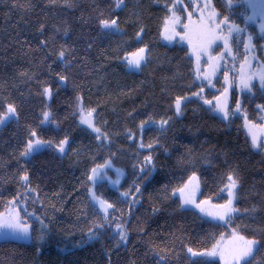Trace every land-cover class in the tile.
<instances>
[{"label": "trees", "instance_id": "obj_1", "mask_svg": "<svg viewBox=\"0 0 264 264\" xmlns=\"http://www.w3.org/2000/svg\"><path fill=\"white\" fill-rule=\"evenodd\" d=\"M164 2L124 0V6L116 8L115 0H0V106L14 103L18 114V119L0 127V212L14 196L26 201L17 206L31 232L29 241L0 239V264H204L205 260L221 264L193 257L186 249L208 248L237 225L242 234L261 241L251 264L264 260V153L251 148L242 114L224 121L198 97H191L182 113L176 114L171 106L175 95L203 86L206 99L219 96L225 87V70L215 79L214 88L194 79L189 46L162 40ZM225 2L212 0L218 11L247 27L243 37L253 34L254 50L264 63V39L254 23L245 25L248 3L232 0L228 9ZM110 16L118 18L120 33L100 29L98 20ZM182 17L186 21V13ZM141 26L144 32L138 41L135 33ZM144 44L147 62L139 71L129 70L121 58ZM61 46L70 50L63 61L55 55ZM232 49L234 59L226 68L234 82L230 107L235 108L239 98L247 118L260 123L264 109L257 105H264V93L257 81L250 92H239L238 70L246 50L239 38ZM57 73L66 76V82L59 81ZM44 86L52 88L49 99L41 94ZM77 95L85 109L96 110L94 122L109 134L111 143L101 146L80 123ZM45 109L56 123H41ZM149 116L169 123L162 130L145 126L142 138L145 144H153L155 167L142 173L140 166L149 151L138 148V125ZM30 129L54 142L67 135V152L45 147L21 158ZM126 129L135 133L136 142L128 139ZM106 158L123 170L124 178L118 186L104 179L94 190L115 205L108 219L119 218L116 222L125 227L126 241H120L114 225L108 224L95 238L87 235L94 223H104L103 214L89 201L87 189L92 185L87 175ZM25 170L34 189L27 194L28 185L19 180ZM230 170L240 178L239 211L232 215L231 226L179 207L180 200L171 190L183 185L192 172L199 177L200 200L223 204L228 196L222 189ZM134 185L141 192L130 204L133 197L123 199L120 193H135ZM246 209L254 211L245 214Z\"/></svg>", "mask_w": 264, "mask_h": 264}, {"label": "snow or ice", "instance_id": "obj_2", "mask_svg": "<svg viewBox=\"0 0 264 264\" xmlns=\"http://www.w3.org/2000/svg\"><path fill=\"white\" fill-rule=\"evenodd\" d=\"M67 2V0H66ZM251 7H255V0H245ZM264 4V0H261ZM124 6V0H115V7L121 8ZM164 8L167 10V14L164 16L163 25L161 28V36L168 41H172L179 37L180 40H188L192 54L196 58V75L194 79H198L203 85L204 81L207 80L208 84H212L211 76L215 74L217 68L220 64L221 55H232V42L236 41L238 38L244 43V48L246 51L253 48L252 45L253 34L249 33L246 37L241 34L247 31V27L241 28L236 24L231 15H225L218 11L216 6L212 3V0H191L190 3H185L184 0H165ZM224 6L228 9L232 7V0H226ZM187 15L186 22H183V27L181 31H177V28L182 23V14ZM198 13V18L193 19L194 14ZM261 20L257 24L260 37L264 39V10L261 11ZM256 13L245 17V25L248 21H255ZM98 25L102 31L109 33H120L122 30L116 17L101 18L98 20ZM227 28L225 32L224 29ZM44 29V25H40L41 32ZM65 31H67L65 29ZM144 32L143 26L136 31L135 36L139 41L142 39V34ZM193 37H195V42H193ZM218 41L223 43V48L221 53H217L214 57L211 55L210 49L213 46L219 47ZM41 45L47 46L46 40H41ZM91 45H89L90 47ZM69 49L67 46H61V49L55 53L57 59L64 60L65 56L69 54ZM148 46L144 44L141 47L135 48L133 51H126L124 56L121 58L126 61L129 68L139 69L141 66L147 62ZM207 55L208 64L205 65L206 71L201 72L200 60L201 56ZM65 63H69L65 61ZM26 75V73H23ZM58 80L61 82H66L67 77L57 73ZM224 79L226 84L229 82V74L227 71L224 72ZM258 80L260 90L264 93V64L253 70L251 68V60L245 56L244 60L241 62L240 75L237 86L243 91H251L254 87L253 81ZM204 87L201 86L196 92L185 93L183 95H175L172 99V104L175 108L177 115L182 113L183 105L191 98L198 97L203 100L205 105L209 106V110L217 113L222 120L228 121L230 117L235 116L237 113H241V101L239 98L236 99L235 108H231L228 103L227 93L228 87L224 88V91L213 99H206L203 95ZM43 96L51 97L53 92L50 86H44L42 89ZM223 98V99H222ZM80 123L87 125L91 129L92 133L95 135V139L99 142L101 146L111 143L110 136L107 132L103 131L100 126L94 122L93 113L96 111L94 108L85 109L82 103V97L77 95L76 97ZM215 101V103H213ZM0 110V125L6 124L13 119H18L17 108L14 103H4ZM258 109H264V105H257ZM244 116L243 127L246 129L248 137L250 138L251 148L264 153V124L257 125L252 120L247 118V112L241 113ZM50 122L56 123L52 120V115L48 110L42 112L41 123ZM169 123V120L161 118L159 121H155L151 116L147 120H141L139 122L138 128L141 132V139L138 143L139 149H146L149 151V155L144 156L143 163L141 164V172L149 171L154 168L153 157L151 155V149L153 147L152 143L145 144L143 142L142 133L145 126L157 125L161 130L164 129ZM126 134L129 140L136 142L134 137L135 133L130 129H126ZM67 145H69V137L65 135L58 142L52 140H44L40 138L35 129H30L28 138L24 143L22 150L19 153L21 158H29L32 154L40 152L45 147H54L56 151L61 154L67 152ZM75 151V150H73ZM114 155V153L112 154ZM112 167L111 159L106 158L103 163L94 165L88 175L87 181L91 187H88L87 192L89 195V201L94 209H98L104 218V223L93 224V227L87 230L88 239H93L96 237L97 232L108 224L109 227L114 225L115 233H118L120 241L127 240V231L125 227L119 223L118 217H113L109 221V210L116 211L115 205L110 203L109 200L104 199L102 195H97L94 190V186L98 182H102L107 176V170ZM118 175L120 170H116ZM227 183L224 185L223 191L227 192V200L223 204H212L210 207H205L209 204L207 199L200 200L197 202L195 193L199 190V178L196 172H192L188 177V180L184 182L179 188H172V194L175 195L179 192V207L186 209L188 206H194L199 209L201 213L207 216L218 218L224 221L225 224H229L232 220V215L237 213L239 209L234 206V200L237 196V191L240 185V178L235 170H230L227 172ZM19 180L22 184L28 185L26 189V194L31 193L34 189L31 188L29 173L27 170L23 171ZM113 184H118L119 180L111 181ZM135 193L130 191H124L120 193V197L127 199L130 195L133 197L129 201L130 204L136 203V198L141 192L139 185H134ZM165 188L167 186H164ZM19 195V194H18ZM21 201L18 197L14 196L12 200L8 201L7 204L10 206L13 203L19 205ZM156 209L154 208L153 211ZM26 212V209L24 210ZM252 210H245V214H248ZM43 226V221H40ZM0 229L4 230L5 236H14L17 239L29 240L31 239L30 225L26 218L21 216V210L19 207L12 208L9 207L8 215L0 214ZM239 225L235 228H231V235L229 237V242L227 245L223 244V233H221V239L217 240L208 248L203 249H193L188 247L186 249L187 253L193 257H216L218 256L221 264H251L252 258L255 256L256 251L259 250L261 241L256 239L255 235L252 237L242 234L238 230ZM40 239H43L41 235ZM204 264H215V261L205 260ZM257 264H264V260L258 261Z\"/></svg>", "mask_w": 264, "mask_h": 264}, {"label": "rangeland", "instance_id": "obj_3", "mask_svg": "<svg viewBox=\"0 0 264 264\" xmlns=\"http://www.w3.org/2000/svg\"><path fill=\"white\" fill-rule=\"evenodd\" d=\"M202 2H203V0H201V3H202ZM248 5H249V4H248ZM249 8H250V15L253 14V11H255V13H256V20H255V21H249V22L254 23V24L257 26V24H258L259 21L261 20V15H260V13H261L262 10H264V4H262L261 0H255V7L253 8V7L249 6ZM250 15H249V16H250ZM197 18H198V13H197V14H194V16H193V19H194V20L197 19ZM186 20H187V15H186ZM183 22H186V21H184V19L182 18V23H181V25L177 28V31H181V30H182ZM224 31L226 32V31H227V28H225ZM162 40H163L165 43H168V44L180 43V44H186V45L189 46V42H188V40H180L179 37H177L176 39H173L172 41L165 40V39L162 37ZM193 42H195V37H193ZM217 43L219 44V49H218L217 51H216L217 46H215V45L213 46L212 49H210L211 55L214 56V57L217 55V53H221V49L223 48V43H222V42L218 41ZM251 43H252V42H251ZM252 45H253V43H252ZM231 46H232V45H231ZM189 48H190V46H189ZM190 52H191V55L193 56V59H194V62H195V69H196V58H195V56L192 54L191 49H190ZM245 56H247V57L249 58V60H251V68H252L253 70L257 69V68L260 66V64H264V63L258 58V56L256 55V52H255V50H254V47L251 48V49H249L248 51H246V55H245ZM233 59H234L233 49H232V55H223V54L221 55V57H220V64H219V67L217 68L215 74L211 76L212 84H208V83H207V80L204 81V83H205V85H206V86H205L206 88H214V81H215V79L219 76V74L221 73V71H223V70L226 71V68L229 67V63H231ZM124 62L126 63V61H124ZM208 62H209V61H208V57H207V55H203V56H201V60H200V68H201V72H202V73H203L204 71L207 70V69H205V65H207ZM126 66H127V63H126ZM141 67H142V66H141ZM127 68H128L129 70H132V71H139V70L141 69V68H139V69L129 68L128 66H127ZM240 68H241V64H240V66H239V70H238V80H239V75H240ZM227 72H228V71H227ZM228 74H229V82H230V84H226V83H225V79H224V84H225V87H228V93H227L226 95H227V98H228V103H229V105H231V96H232V91H233V88H234V82H233V78H232L233 76H232V74H231L230 72H228ZM256 81L259 82L258 80H254L253 83L256 82ZM237 84H238V83H237ZM225 87H224V88H225ZM237 87H238V86H237ZM238 90H239L240 93H242V92H246V91H247V90H243V91H242L239 87H238ZM223 91H224V89H223ZM48 99H49V97H48ZM222 99H223V98H222ZM213 103H215V101H213ZM241 113H242V110H241ZM241 113H237V115H238V114H241ZM79 121H80V120H79ZM46 123H47V122H45L44 124H46ZM81 124H82V123H81ZM256 124H257V125L264 124V115L262 116V122H260V123H256ZM3 125H4V124H3ZM3 125H0V127L3 126ZM82 125H83L84 127H86L87 129H89V128L87 127V125H85V124H82ZM89 130L91 131V129H89ZM91 132H92V131H91ZM246 132H247V131H246ZM67 146H68V145H67ZM32 155H33V154H32ZM32 155H31V156H32ZM117 169L120 170L119 175H118V173H117V171H116ZM197 177H198V175H197ZM123 178H124V172H123V170L120 169V168H118V167H116L115 165L112 164V167L109 168V169L107 170V176H106L105 180L109 181L110 183H111V181L119 180V183H118V184H113V183H111V184L114 185V186H118V185L122 182ZM198 178H199V177H198ZM199 194H200V182H199V190L195 193V196H196V200H197V202L200 201ZM226 194H227V192H226ZM174 196H176V197L179 198V192H177ZM236 200H237V196H236V199L234 200V206H235V207H236ZM212 204H216V203H214V202H212V201H209V204H208V205H205V207H210V205H212ZM9 207L16 208V207H18V206L15 205V204L13 203L12 205L8 206L5 210L1 211L0 214H4L5 216H7V215H8ZM188 208H192V209H195V210L199 211V209H196L194 206H188ZM19 209H20V208H19ZM199 212H200V211H199ZM200 213H201V212H200ZM201 214H203L204 216H207V215L204 214V213H201ZM207 217H209V218L212 219V220H215V221H218V222H221V223H225L224 221H221V220H219L218 218H213V217H210V216H207ZM230 235H231V234H229V235H227V236H223V244H224V245H227V244H228ZM5 237H14V236H11V235H9V236H5V235H4V230H3V229H0V239L5 238ZM14 238H16V237H14ZM16 239H17V238H16ZM220 239H221V237L219 238V240H220ZM19 240H21V239H19ZM29 240H30V239H29ZM29 240H23V241H29ZM207 258H210V259H216V260H219V261H220V259H219L218 256H216V257H207ZM220 263H221V261H220Z\"/></svg>", "mask_w": 264, "mask_h": 264}]
</instances>
